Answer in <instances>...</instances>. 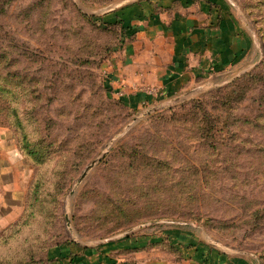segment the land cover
<instances>
[{"label":"rangeland","instance_id":"1","mask_svg":"<svg viewBox=\"0 0 264 264\" xmlns=\"http://www.w3.org/2000/svg\"><path fill=\"white\" fill-rule=\"evenodd\" d=\"M140 1L0 0V264H264V0H225L250 63L131 104L108 76Z\"/></svg>","mask_w":264,"mask_h":264},{"label":"crops","instance_id":"2","mask_svg":"<svg viewBox=\"0 0 264 264\" xmlns=\"http://www.w3.org/2000/svg\"><path fill=\"white\" fill-rule=\"evenodd\" d=\"M120 11L127 36L134 39L127 47L131 54H125L108 77L115 93L128 103L140 99L138 85L152 84L165 94L178 92L253 59L250 36L225 0H143ZM57 250L52 264H126L102 250Z\"/></svg>","mask_w":264,"mask_h":264},{"label":"trees","instance_id":"3","mask_svg":"<svg viewBox=\"0 0 264 264\" xmlns=\"http://www.w3.org/2000/svg\"><path fill=\"white\" fill-rule=\"evenodd\" d=\"M121 20V23H122V25L124 24V21H123V19H120ZM124 26H125V24H124Z\"/></svg>","mask_w":264,"mask_h":264}]
</instances>
